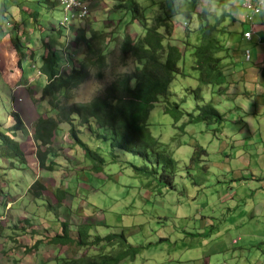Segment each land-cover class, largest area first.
Masks as SVG:
<instances>
[{
  "label": "rangeland",
  "instance_id": "rangeland-1",
  "mask_svg": "<svg viewBox=\"0 0 264 264\" xmlns=\"http://www.w3.org/2000/svg\"><path fill=\"white\" fill-rule=\"evenodd\" d=\"M137 1L140 3L138 15L141 17V13L145 14L146 24H155L157 17H164V20L170 22L174 29L171 34L172 39L180 44L176 39L177 36L174 35H179L180 29H184L181 22L182 14H179V11L185 9L186 1ZM237 1L200 0V3L193 10L190 22L183 20V22H187L189 30L186 37L183 33L181 34L180 40L185 42L189 40L194 43L195 33L193 32L198 27V14L204 9L209 22L213 23L220 19L218 28L225 30L222 37L225 43L228 34L231 31L232 34L239 31L241 23L245 22V14H243V9ZM240 1L241 3L243 1L248 2V0ZM259 1L264 2V0ZM120 3H123L122 0H86L89 10L88 17L76 21V25L84 26L87 24L89 30H103L102 33L107 44L103 51L105 63L104 68L100 70L101 76L96 75L95 70H92V74L70 92L69 102H87L105 91L109 83L119 75L133 72V61L129 57H123L120 42L123 36L121 29L124 30L128 26L132 37H134L136 30L134 25L129 23L132 12H127L125 16L123 9L116 10V6ZM24 7H28L29 10L33 9L35 16L31 17L28 15L29 13L24 12ZM227 11H229L228 14H226ZM63 16L64 12L60 6L52 8L44 0H0V127H3L2 123H6L7 109L10 112H19L26 131L37 119V112L34 107L37 106L39 114L48 109L46 104H40L43 100H38L40 82L35 83L33 78L25 79L28 70L32 71L28 66V53L33 51L31 52L37 60V64L40 63V60L38 62L40 54L45 55L47 50H54L59 62H63L64 56L67 54L73 53V47L68 50L65 45L70 30L59 24ZM119 16L121 22L118 21ZM6 19L11 23L10 25L5 23ZM133 22L140 30L141 24L138 20L134 19ZM20 29L23 32L19 31ZM113 32H115L114 35H112ZM73 41H76L75 38ZM22 42L27 43L28 49L24 48ZM239 46L241 53V50L248 45L246 43ZM86 49L82 44L76 43L78 56L83 55ZM223 54L224 52H219V55ZM18 55L22 56L21 66L25 78H18L11 72L18 67ZM10 57H12L11 67L7 66L8 68H6V63ZM242 61L243 58L240 59V62ZM229 62L232 66L235 65L233 55L230 56ZM190 64V50L187 49L184 51L182 68L189 71ZM228 65V63H224L225 70L223 73L231 79V74L239 76ZM236 68L241 67L236 65ZM8 71L12 74H9ZM230 81L232 83V80ZM195 84V80L188 76L173 79L171 91H176V94L172 95L169 101H178L180 97L187 95V99L180 107L191 112L195 103L194 97L192 94H186L183 89L184 87H193ZM231 86L230 84L228 86L222 85L223 95L221 97L219 95L212 96L216 108L226 111L225 120L220 125L216 122L210 124L190 122L185 124L184 131H182L176 127L183 125L186 121L185 118L174 121L169 114L162 112L160 106H154L150 111L148 120L151 124V132L158 136L161 142L169 143L168 145L177 160L173 188L159 186L154 191L139 188V180L132 175L130 176L124 165L125 161L131 159V155L121 154L117 158L120 164L108 165V163L103 168L107 170L108 176H99L101 178L99 181L97 180L98 184L89 188L90 191L88 190L89 192L84 196L88 199L94 196L99 198L101 200L100 206L98 208L95 205L88 206V203L80 196L81 189L79 188L87 187L84 182L87 185L93 182V180L88 181L89 177L85 176L86 173L83 174L84 176H80V183H73L70 178L59 182L65 166L76 169L86 167L84 158H82L84 156L83 151L79 150L77 145H71L72 141L68 138L66 130H63L57 137L58 139L61 137V140L68 145L60 148L61 156L56 158L59 165L53 173L44 174L43 171H38L36 162L32 157V140L20 139V142L22 141L21 148L28 155L27 167L31 168L33 175L27 170L23 172L22 169L11 168L12 162L3 160L0 161V186L5 185L3 180H14L12 187L17 193H21L24 189V183L28 185L35 178L46 184L49 191L58 185L66 187L67 183L71 182L73 194L75 187L77 194L73 196L66 194L63 204L72 213L69 221L72 222L73 229H76L75 225L81 221V218L89 220L91 215L87 214H94L93 217L104 220V226L96 225L94 228L100 235L106 234L109 230H122L130 245L141 247L135 252L131 260L127 258L121 264H264V219L262 218L264 214V189L258 188L260 184L251 178V174H255L258 179L264 178V168L255 165V160L247 159L250 156L249 150L247 147L240 146L236 141L237 136L240 138L242 132H254L255 140L244 142L254 141L260 145L258 148H262L264 145V105L259 109L258 104L256 106L249 104L252 100L254 101V98H232L235 94ZM29 90H32L31 94ZM209 92L210 86H204V101L208 100ZM213 92H217L216 86ZM11 95L12 99L15 98L13 101H11ZM215 98L221 101L219 106L215 103ZM1 103L5 106L4 108H2ZM238 104L250 108V116L245 115L244 117L242 110L233 107ZM8 121H10L9 118ZM62 128L65 129L63 126ZM261 131L263 133L259 135ZM102 132L104 133V131ZM81 137L84 141L87 140V143H91L89 147L92 149L105 146L99 141L97 142L94 136L90 138ZM57 138L54 142H58ZM198 145H201L207 154L200 155L190 162L192 149ZM253 155L255 159L259 160L257 150ZM8 167L10 168L8 169ZM251 168L253 169L251 170ZM69 173H73V171L71 170ZM124 185H129L128 189L124 188ZM47 189L44 191L45 196H48L54 203L55 199ZM11 194L13 198L7 199V202H4L0 197L3 204L0 205V218L3 217L0 221V242L4 244L0 251V264H42V259L48 260L49 264H54V259L57 260L59 254L62 253L64 257L84 255L79 251L76 253L74 247L68 249L67 246L47 243L51 237L47 240L44 239L45 242L39 245L37 249L33 248L29 252L24 250V247H27L30 242L34 243L41 236H37L38 233L36 232V235L31 233L30 228L23 230L25 226L23 219L29 217L32 221L29 224L31 229L41 231L43 226H50L55 223V215L45 211L44 208L36 207L31 199L22 201V198L17 201L19 194L14 192ZM14 203L16 205H13ZM201 215L206 217L202 218ZM102 220L98 221L103 223ZM201 220L203 221L201 222ZM105 225H108L109 228L105 229ZM195 227L198 229H193ZM199 229L200 232L205 230L207 233L210 230H220L221 234L209 242L207 241V233L202 235L199 241H195L196 237L185 234L186 231L197 232ZM56 230L60 231L59 228ZM49 233L50 235L53 234L51 230ZM31 234L34 235L31 236ZM96 248L95 250V247H92V251L85 254L89 257L96 256L99 249ZM110 250L109 245L104 247L105 252Z\"/></svg>",
  "mask_w": 264,
  "mask_h": 264
},
{
  "label": "trees",
  "instance_id": "trees-1",
  "mask_svg": "<svg viewBox=\"0 0 264 264\" xmlns=\"http://www.w3.org/2000/svg\"><path fill=\"white\" fill-rule=\"evenodd\" d=\"M185 1L186 7L179 11V14H182V21L183 19L189 21L200 0ZM250 1L253 4L256 3V0ZM120 6L125 7L126 13L132 12L131 18H137L135 13L138 11V7L135 0H125ZM141 17L137 19L144 26L145 34L131 40L125 33L120 42L123 57H129L133 61V72L119 75L109 83L105 91L87 102H69L70 92L86 80L92 74V70H95L96 75H102L100 70L104 68L105 63L102 54L105 49V37L102 31L90 30L88 36L85 33L88 30L86 29L87 24H85L86 27L79 26L76 28V43L83 44V47L87 49L83 55L81 54L77 58L76 64L72 63L70 68L62 66L54 50H47L45 55L40 54L38 66L36 65L37 60L33 57V51L28 53L29 67L33 65L35 69H32L31 72L28 70L27 77L34 78L35 83L40 82L38 100H43L44 102L41 101L40 104H46L48 109L39 114L37 106L34 107L36 108L37 119L28 131H26L19 112H10L7 109L6 123H2L3 127H0V161L12 162L11 168L22 169L23 172L27 170L32 174L31 168L27 167L28 155L22 150V141L20 142V139L25 140L27 138V140H32V157L36 162L38 171H43L44 174L53 173L59 165L56 158L61 156L60 148L68 145L61 140V137L59 139L57 137L63 130H66L68 138L72 141L71 145H77L79 150L83 151L84 156L82 158H84L86 167L76 169L65 166L59 182L70 178L73 183H80V176H84L83 174L86 173L85 176L89 177L88 181L93 180V182L90 185L84 182L87 187L79 188L81 193H84L83 195L80 193V196L82 199L84 198L88 206L95 205L96 208L100 206L101 200L99 198L94 196L88 199L84 196L90 191L89 188L98 184L97 180L99 181L101 178L99 176H108L107 170L103 169L108 163V165L120 164L117 158L121 154L131 155V159L125 161L124 165L130 176L132 175L139 180V188L154 191L159 186L174 187L177 160L174 159L169 143L161 142L158 136L151 132L149 114L154 106H160L162 112L169 114L174 121L185 118L188 122L210 124L211 121L215 120L220 125L225 120L223 113L219 112L211 99L215 95L213 92L215 86L219 88L223 83H227L226 75L223 73L225 70L223 59L230 57L229 54L219 55V52H226L227 50L222 40L225 31L223 28H218L220 19L213 23L209 22L205 10L202 9L201 13L198 14V27L193 32L195 33L194 43L189 40L186 42L180 40L178 41L179 44L170 41L168 36H171L172 28L171 25L164 22L163 17H157L156 24L150 26L145 24L146 18L143 15ZM5 23H9L7 19ZM159 26L164 28L163 31L158 30ZM188 30L186 22L185 36L188 35ZM24 48H26L25 45ZM187 49L190 50L191 59L189 71L182 68L184 51ZM18 59V67L11 72L18 78L26 77L21 66L22 56L18 55ZM7 66L11 67V61L6 63V68H8ZM11 72L8 71L9 74H12ZM185 76L191 77L196 82L193 89L184 87L186 94H192L195 99L192 110L196 109L195 115L190 114L192 111L180 107L187 99V95L180 97L178 101H169L172 94L168 90L172 80ZM204 86H210V99L206 101L203 99ZM29 92L31 94L32 90ZM10 98L11 101L15 99H12V95ZM1 104L3 105V103ZM4 107L3 105L2 108ZM82 129L86 131H80ZM176 129L184 131V124L177 126ZM81 136L89 138L94 136L97 142L99 141L105 146L92 149L89 147L91 143L84 141ZM55 138L58 139V142H54ZM106 158H110V161H107ZM190 160L193 159L190 158ZM71 170L73 173H69ZM3 181L5 185L0 186V197L4 202L13 198L11 192H14L19 194L17 201L22 198V201L31 199L36 207L44 208L45 211L55 215V223L50 226H43L41 231L31 229L29 224L32 221L29 217L23 219L25 222L23 230L30 228L31 233L35 234L36 232L38 233L37 236L43 238L35 240L34 243L30 242L27 247H24L27 252L33 248L37 249L39 245L45 242L44 239L47 240L51 237L47 243L67 246L68 249L74 247L76 253L78 251L84 253L80 257H63L60 254L55 264H121L127 258L131 260L135 252L141 249L139 246L130 245L123 231L100 235L94 228L96 225L104 226V220L93 217L94 214H87L91 215L89 220L81 218V221L75 225L76 229H73V224L69 221L72 213L63 204L66 194L72 196L77 194L76 187L73 194L71 182H68L66 187L58 185L49 191L46 184L35 178L28 185L24 183L22 192L17 193L12 187L14 180ZM128 187L129 185H124V188L128 189ZM45 189L52 193L55 199L54 203L48 196H45ZM193 198L195 197L193 196ZM0 205H3L1 201ZM201 216L202 218L206 217ZM98 220H102L103 223ZM57 228L60 231H57ZM49 230L53 232L52 235H50ZM192 230L186 231L185 234L196 237L195 241H199L202 235L207 233L205 230L203 232H200V229L197 232ZM104 231L106 230L104 229ZM239 233L242 235L240 231ZM219 234H221L220 230H210L207 233V241L209 242ZM107 245H110L111 250L105 252L104 247ZM92 247H95V250L96 247L99 249L96 256L89 257L85 253L92 251ZM47 263L48 260H42V264Z\"/></svg>",
  "mask_w": 264,
  "mask_h": 264
},
{
  "label": "crops",
  "instance_id": "crops-1",
  "mask_svg": "<svg viewBox=\"0 0 264 264\" xmlns=\"http://www.w3.org/2000/svg\"><path fill=\"white\" fill-rule=\"evenodd\" d=\"M44 1L48 6L56 8V4L54 7V0ZM23 9V11L27 14L29 13L28 15H30L31 17L35 16V12L33 9L29 10L28 7H24ZM243 14H245V22L241 23L240 30L236 31L234 34H232L231 31L225 41V45L228 47V49L231 51V54L235 58V65L231 67V70L239 75L236 76L231 74L232 79L227 75V79L232 80L233 83V85L231 84L232 86H230L233 88V93L236 96L234 95L232 96V98H254V101L252 100L253 102L251 101L249 102V104L251 106H256V104H258L257 107L260 109L264 105V16L258 18L255 14H252L246 8L245 11L243 10ZM10 24L11 23L9 22L8 25ZM20 27L23 29L22 26ZM22 29H20L19 31L23 32ZM33 32L35 33V30ZM245 32H249V37H243V33ZM246 43L248 46H245V48H243L240 53L239 45ZM12 57H10L8 61H11ZM241 58H243L242 62H240ZM236 65H240L241 68L237 69ZM233 107L242 110L244 117L245 115L250 116L251 114V109L248 107H243V105L241 104ZM245 124L247 125V123ZM261 133H263V131L259 132V135H261ZM246 140H255L254 132H242L241 137L238 138L237 136L236 141L240 146L247 147V149L249 150L250 156L247 159H252V161L255 160V165L264 168V145H262V148L260 149L258 148L260 147V145L257 142L251 141L249 143H246L244 142ZM256 150L259 152V160L255 159L253 155ZM252 169L253 168H251V170Z\"/></svg>",
  "mask_w": 264,
  "mask_h": 264
},
{
  "label": "clouds",
  "instance_id": "clouds-1",
  "mask_svg": "<svg viewBox=\"0 0 264 264\" xmlns=\"http://www.w3.org/2000/svg\"><path fill=\"white\" fill-rule=\"evenodd\" d=\"M124 1L125 0H122V2L124 3ZM136 1V3H137V7L139 6V2L137 1V0H135ZM170 1V0H169ZM84 2L86 3V0H84ZM239 4H240V7L245 11V8L246 9H248L252 14H255L258 18L259 17H261V16H264V2H262L261 3V1H259V0H256V3H251V1L250 0H248V2L247 3H245V1H243L242 3H241V1L240 0H238L237 1ZM55 4H56V7L57 6H59L57 3H56V0H54V7H55ZM120 4H122V3H120ZM120 4H118L117 6H116V10H121V9H123L122 11H124V13H125V16H126V12H125V10H124V6H120L119 7V5ZM88 7V6H87ZM254 8H256V10L254 11ZM228 12L229 11H227V13L226 14H228ZM88 14H89V10H88ZM65 15V14H64ZM136 16H137V18H139L140 19V16L138 15V12L135 14ZM144 16V18H146V16H145V14L144 13H141V16ZM175 16H179V15H175ZM224 16V15H223ZM228 16V15H227ZM64 17V16H63ZM86 17H88V15L86 16ZM85 17V18H86ZM162 17V16H161ZM249 17V16H248ZM85 18H83V19H85ZM119 18L120 19H118V21L120 20V22H121V17L119 16ZM137 18H131V20L129 21V23L130 24H133L134 25V29L136 30L134 33H135V35H134V37H132L131 35H130V31H129V29H128V26L123 30V29H121V32H122V39H123V37H124V34L126 33L129 37H130V39L131 40H135L137 37H141V36H143L144 34H145V31H144V26H142L141 25V28H140V30H138L137 28H138V26L133 22V20L134 19H137ZM164 18V17H163ZM166 18H168V16H166ZM63 20V19H62ZM80 20H82V19H80ZM80 20H75L74 21V19H71V20H69L68 21V24L67 25H63L61 22L62 21H60L59 22V24H61V26H65V27H67V30L69 29L70 31H69V33H70V35H68L67 36V43H65V45L68 47V50H70L72 47H73V53L71 54V55H68L67 54V56H64V61L63 62H61L62 63V66L63 67H65V68H70L71 66H72V63L73 64H76V60H77V58H79L80 57V55L78 56L77 54H76V41H73V39L75 38V35H76V28H78L79 26H81V27H86V25H76V21H80ZM138 20V19H137ZM184 20V19H183ZM146 21H147V19H146ZM139 22V21H138ZM164 22L165 23H167L168 25H171V28H172V30H174L173 29V27H172V24L170 23V22H167V21H165L164 20ZM178 23H183V27H184V29H180L181 31H180V34L179 35H174V36H177L176 37V39L178 40V41H180V36H181V34L183 33H185L186 31H185V29H186V22H183V21H181V22H179V21H177ZM74 23V24H73ZM140 23V22H139ZM9 24V23H8ZM145 24H146V22H145ZM152 24H154V23H152ZM151 24V25H152ZM156 24V23H155ZM148 26H150V25H148ZM52 27H54V26H52ZM89 27H87L86 29H88ZM161 28H163V27H161V26H159V29L158 30H160V31H163V30H161ZM164 29V28H163ZM90 30H96V31H103L102 29H100V30H98V29H90ZM90 30L88 29V30H86V34L88 35V34H90L89 32H90ZM172 30H171V33L170 34H172ZM224 30V29H223ZM225 31V30H224ZM68 33V34H69ZM114 33L115 32H113L112 33V35H114ZM225 33V32H224ZM223 33V34H224ZM248 34V36H246ZM185 35V34H184ZM89 36V35H88ZM169 38H170V41L172 42V41H174V42H176L175 40H173L172 39V35L171 36H168ZM186 37V36H185ZM243 37H249V32H245V33H243ZM122 41V40H121ZM73 42V44H71ZM25 43V42H24ZM70 43V44H69ZM106 44V42L104 43V46H105V48H106V46H107V44ZM25 45V47L27 48V43H25L24 44ZM83 45V44H82ZM103 47V46H102ZM224 47L227 49L226 50V52L224 51V55L225 54H229L228 56L230 57L232 54H231V51L226 47V45H225V43H224ZM32 51V50H31ZM31 51H29V53L31 52ZM104 51V50H103ZM103 51H102V54H103ZM228 51V52H227ZM223 62L224 63H228L229 65L228 66H230V67H232V65H231V63L229 62V58L228 57H226V58H224L223 59ZM40 63H38V64H36L37 66L39 65ZM30 69L32 70V69H35V67L32 65V67H30ZM37 75H38V72H37ZM226 75V74H225ZM23 78H25V77H23ZM26 79V78H25ZM27 79H29L28 77H27ZM32 79V78H31ZM34 79V78H33ZM226 79H227V75H226ZM172 83V82H171ZM228 84H232L231 83V81L230 80H228L227 79V83H223L222 85L223 86H228ZM222 85L219 87V88H217V92L215 93V95H219L220 97L223 95V89H221V87H222ZM188 88H195L194 86L193 87H188ZM184 91H185V89H183ZM225 92H226V90H224ZM168 92H170L172 95H175L176 94V91H171V84H170V86H169V90H168ZM186 93V92H185ZM92 99V98H91ZM90 99V100H91ZM208 99H210V96H209V98ZM212 99V103H213V98H211ZM194 101H195V99H194ZM70 102H72V101H70ZM76 102H80V101H76ZM215 103H217V105L219 106V103H221V101L220 100H217L216 98H215ZM195 104V103H194ZM214 104V103H213ZM195 112H196V109L194 110V111H192L190 114H194L195 115ZM219 112H221V113H223V115H224V118H225V115H226V111H224V110H220L219 109ZM213 122H216L215 120L214 121H211V123H213ZM187 123H190V122H188V121H185L183 124H184V127H185V124H187ZM218 124V123H217ZM219 125V124H218ZM87 141V140H86ZM90 146V145H89ZM201 149V150H200ZM207 154V152H206V150L201 146V145H198V146H194V148L192 149V152H191V155H190V158L191 159H195L196 157H199L200 155H206ZM127 156V155H126ZM174 159H175V157H174ZM106 160L108 161V160H110V158H106ZM176 160V159H175ZM189 161L190 162H192L190 159H189ZM251 178L252 179H254V180H256V182H258L259 184H260V186H258V188H260V189H264V178H261V179H258V178H256V175L255 174H251ZM263 219H264V214H263V217H262ZM3 219V217H1L0 218V221ZM107 226L108 225H105V229L107 228ZM120 231H122V230H120ZM112 232H119V231H107V233H112ZM264 235V234H263ZM264 237V236H263ZM262 237V238H263ZM0 241H1V238H0ZM233 241H236V240H233ZM108 244V243H107ZM3 245L4 244H2L1 242H0V251L2 250V248H3ZM110 246V245H109ZM262 253V252H261ZM62 256H63V253L61 254ZM59 256H60V254H59ZM64 257V256H63ZM43 260V259H42ZM41 260V261H42ZM55 260V262H56V259H54ZM47 264H49V263H47ZM55 264V263H54Z\"/></svg>",
  "mask_w": 264,
  "mask_h": 264
},
{
  "label": "built area",
  "instance_id": "built-area-1",
  "mask_svg": "<svg viewBox=\"0 0 264 264\" xmlns=\"http://www.w3.org/2000/svg\"><path fill=\"white\" fill-rule=\"evenodd\" d=\"M56 3L62 8L65 14L61 22L63 25H67L71 19L80 20L88 15V7L84 0H56ZM255 10L256 8H254Z\"/></svg>",
  "mask_w": 264,
  "mask_h": 264
}]
</instances>
